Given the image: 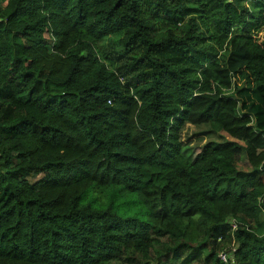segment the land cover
Listing matches in <instances>:
<instances>
[{
    "label": "trees",
    "instance_id": "trees-1",
    "mask_svg": "<svg viewBox=\"0 0 264 264\" xmlns=\"http://www.w3.org/2000/svg\"><path fill=\"white\" fill-rule=\"evenodd\" d=\"M113 263L264 264V0H0V264Z\"/></svg>",
    "mask_w": 264,
    "mask_h": 264
},
{
    "label": "rangeland",
    "instance_id": "rangeland-1",
    "mask_svg": "<svg viewBox=\"0 0 264 264\" xmlns=\"http://www.w3.org/2000/svg\"><path fill=\"white\" fill-rule=\"evenodd\" d=\"M246 92L239 94L241 101V110L251 114L254 125L258 128V120L252 110V103L257 100L248 97ZM254 96V95H253ZM228 138L212 130L209 124L192 125L187 124L181 131V140L183 142L184 155L188 160H194L200 149L209 142H224ZM244 163L247 161L246 155H242ZM117 210L123 215H138L143 210V203L138 198L119 199L116 202ZM116 264V263H113Z\"/></svg>",
    "mask_w": 264,
    "mask_h": 264
},
{
    "label": "built area",
    "instance_id": "built-area-1",
    "mask_svg": "<svg viewBox=\"0 0 264 264\" xmlns=\"http://www.w3.org/2000/svg\"><path fill=\"white\" fill-rule=\"evenodd\" d=\"M233 227H234V229H236V225H235V223L233 224ZM221 258H222V260H223L224 262H227L229 256L226 255V254H222V255H221Z\"/></svg>",
    "mask_w": 264,
    "mask_h": 264
}]
</instances>
